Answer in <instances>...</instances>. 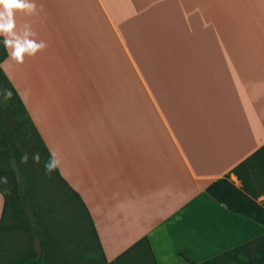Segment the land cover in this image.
I'll list each match as a JSON object with an SVG mask.
<instances>
[{
	"label": "crops",
	"instance_id": "0c3cea01",
	"mask_svg": "<svg viewBox=\"0 0 264 264\" xmlns=\"http://www.w3.org/2000/svg\"><path fill=\"white\" fill-rule=\"evenodd\" d=\"M34 2L16 23L46 47L23 63L4 48L0 70L105 262L142 238L155 264L254 239L205 188L239 186L231 169L264 144V0Z\"/></svg>",
	"mask_w": 264,
	"mask_h": 264
},
{
	"label": "trees",
	"instance_id": "16d2710c",
	"mask_svg": "<svg viewBox=\"0 0 264 264\" xmlns=\"http://www.w3.org/2000/svg\"><path fill=\"white\" fill-rule=\"evenodd\" d=\"M3 40L0 38V62L5 58ZM10 89L12 98L4 101L0 96V147L4 157H10L15 163L16 178L9 179L7 184H0V195L3 199V206L0 217V231L24 228L30 231L29 248L26 253L11 261L10 264H59L52 257L56 250L53 239L49 237L50 249H46L45 241L47 236L44 233L42 221L39 220L40 213L35 211L31 199V185L29 179L22 170L21 157L28 155L27 163L35 164L36 167L43 168L50 158L47 150L41 142L38 133L31 124L23 105L10 86L5 76L0 70V90ZM3 118L8 121L16 120L15 126L8 130L3 123ZM40 153V163L33 162L32 156ZM56 180L62 183L57 175L56 169L52 171ZM231 174L235 177L239 186H235L227 174L211 182L205 193L216 203L222 205L227 211L245 217L254 223L264 227V200L257 201L258 197H264V144L256 149L251 155L231 169ZM8 175L0 171V178ZM73 197L78 201L84 215L88 221L90 232L96 241L100 258L105 262L99 243L97 241L93 226L88 214L78 200L75 193ZM11 209L14 217L19 218L12 225L5 223L7 210ZM177 256L185 264H264V234L251 239L243 244L224 251L216 256L208 258L202 262H195L185 251H179ZM73 258L63 259L60 264H71ZM139 264H155L153 255L145 238L140 239L121 255L106 264H116L128 262Z\"/></svg>",
	"mask_w": 264,
	"mask_h": 264
},
{
	"label": "rangeland",
	"instance_id": "374dc122",
	"mask_svg": "<svg viewBox=\"0 0 264 264\" xmlns=\"http://www.w3.org/2000/svg\"><path fill=\"white\" fill-rule=\"evenodd\" d=\"M3 123L8 130L15 126L16 120L8 121L3 118ZM0 147V171H4L9 179L16 178V167L12 158L4 157ZM29 161V160H28ZM31 162V161H30ZM22 163L24 175L30 180L31 199L34 209L40 213L43 230L47 238L46 249H50L51 237L56 245L52 257L60 264L61 260L73 258L71 264H106L99 255V250L93 238L88 221L78 201L72 193L61 185L53 175L48 174L43 168L32 163ZM0 184H3L0 182ZM258 197L257 201H263ZM22 217H14L11 209L7 210L5 223L12 225ZM255 224V223H254ZM250 233L251 236H260V226ZM262 227V226H261ZM255 237V238H256ZM30 231L10 228L0 231V264H10L11 261L24 255L29 248ZM116 264H139L124 262Z\"/></svg>",
	"mask_w": 264,
	"mask_h": 264
},
{
	"label": "clouds",
	"instance_id": "9594fccd",
	"mask_svg": "<svg viewBox=\"0 0 264 264\" xmlns=\"http://www.w3.org/2000/svg\"><path fill=\"white\" fill-rule=\"evenodd\" d=\"M37 11V5L34 0H0V37L3 38V45L6 50H10V55L17 63H23L25 56H35L38 52L46 47L43 40H37L36 32L33 31L30 24L17 26L16 13H24L33 15ZM0 96L4 101L12 98L10 89L0 90ZM29 157L27 154L21 157V163H27ZM33 162L40 163V153H35L32 156ZM60 161L53 153L45 162V171L51 174ZM0 182L7 184L8 178H0ZM2 199V196H0Z\"/></svg>",
	"mask_w": 264,
	"mask_h": 264
}]
</instances>
